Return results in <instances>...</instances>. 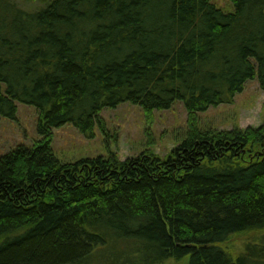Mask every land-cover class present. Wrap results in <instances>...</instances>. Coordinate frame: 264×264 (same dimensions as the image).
<instances>
[{
  "label": "trees",
  "instance_id": "1",
  "mask_svg": "<svg viewBox=\"0 0 264 264\" xmlns=\"http://www.w3.org/2000/svg\"><path fill=\"white\" fill-rule=\"evenodd\" d=\"M225 1L0 0V115L34 106L40 136L0 153V264H264V121L198 123L264 91V0ZM175 101L187 126L164 156L53 151L55 127L109 137L103 109L151 121Z\"/></svg>",
  "mask_w": 264,
  "mask_h": 264
},
{
  "label": "rangeland",
  "instance_id": "2",
  "mask_svg": "<svg viewBox=\"0 0 264 264\" xmlns=\"http://www.w3.org/2000/svg\"><path fill=\"white\" fill-rule=\"evenodd\" d=\"M227 6L225 0H213ZM109 137L95 124L92 135L80 132L72 123L52 129L51 145L55 155L66 162L80 158L107 156L114 151L121 160L135 156L144 147L160 156L172 149L184 137L187 112L182 101L171 107L155 110L152 120L147 121L137 105L128 102L101 111ZM38 112L32 105L17 103L14 118L0 115V153L14 145L31 144L40 136L37 132ZM264 121V91L256 79L245 83L242 92L235 95L233 103L211 106L198 113V123L217 129L258 126ZM249 234L233 236L231 247L240 249L242 240Z\"/></svg>",
  "mask_w": 264,
  "mask_h": 264
}]
</instances>
